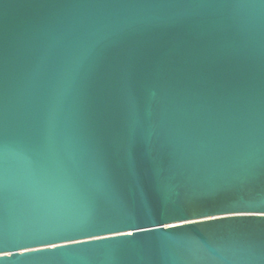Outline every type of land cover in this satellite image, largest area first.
Masks as SVG:
<instances>
[{
    "label": "water",
    "instance_id": "95a60500",
    "mask_svg": "<svg viewBox=\"0 0 264 264\" xmlns=\"http://www.w3.org/2000/svg\"><path fill=\"white\" fill-rule=\"evenodd\" d=\"M238 202L264 0H0V264H264V220L202 216Z\"/></svg>",
    "mask_w": 264,
    "mask_h": 264
},
{
    "label": "snow or ice",
    "instance_id": "6c2138e0",
    "mask_svg": "<svg viewBox=\"0 0 264 264\" xmlns=\"http://www.w3.org/2000/svg\"><path fill=\"white\" fill-rule=\"evenodd\" d=\"M239 203V207H234L231 208V210H227V211H223V213H229L230 215H225V216H220V217H216L214 214H205L202 216L205 217H211V218H216L219 220H227V219H243L244 217H251V216H255V217H259L260 220H264V209H260V210H250V206L247 204H244L243 202H238ZM213 211H216V209H213ZM182 220H188L187 218L182 219ZM163 224V223H160ZM133 228L136 229V232H123L121 231L120 228H118L117 230H110L112 231L115 235L114 236H109V237H103L102 239L105 240H114L116 239V236H120V235H127V236H135L138 232L140 231H144V232H148V233H154V232H158L159 230L156 228H146L144 226H131ZM172 227H182V226H175L173 225ZM70 241H75V238H66ZM44 243H49L53 246V248L59 247V248H68L71 247V245L69 244H62V245H56L54 243V241H49V242H44ZM82 244H90V242L88 241H84L81 242ZM38 251H45L44 249H40Z\"/></svg>",
    "mask_w": 264,
    "mask_h": 264
}]
</instances>
